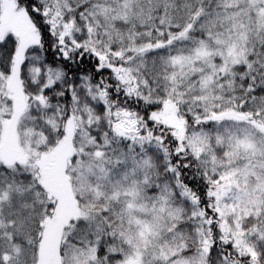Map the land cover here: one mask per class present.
<instances>
[{
    "label": "snow or ice",
    "instance_id": "6c2138e0",
    "mask_svg": "<svg viewBox=\"0 0 264 264\" xmlns=\"http://www.w3.org/2000/svg\"><path fill=\"white\" fill-rule=\"evenodd\" d=\"M0 264H264V0H0Z\"/></svg>",
    "mask_w": 264,
    "mask_h": 264
}]
</instances>
